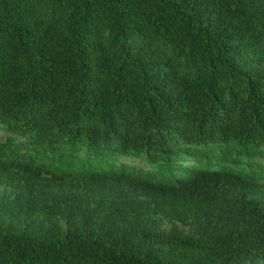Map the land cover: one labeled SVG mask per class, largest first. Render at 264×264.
<instances>
[{
  "label": "trees",
  "instance_id": "obj_1",
  "mask_svg": "<svg viewBox=\"0 0 264 264\" xmlns=\"http://www.w3.org/2000/svg\"><path fill=\"white\" fill-rule=\"evenodd\" d=\"M99 26L107 43L91 38ZM134 38L175 59L131 56ZM262 62L264 0H0V123L27 138L0 143V178L62 187L75 214L74 188L167 197L201 226L199 237L119 231L99 225L98 208L81 228L42 238L0 221V264L264 261V76L250 70Z\"/></svg>",
  "mask_w": 264,
  "mask_h": 264
},
{
  "label": "rangeland",
  "instance_id": "obj_2",
  "mask_svg": "<svg viewBox=\"0 0 264 264\" xmlns=\"http://www.w3.org/2000/svg\"><path fill=\"white\" fill-rule=\"evenodd\" d=\"M47 6H50L47 4ZM38 10V9H37ZM34 11L40 19L51 17V12L45 14L43 11ZM34 17V15H33ZM95 42L109 41V32L99 26L98 30L92 35ZM130 43V44H129ZM129 47L131 56H140L142 59L161 63L174 60L175 56L168 49L149 45L146 41L134 38L129 41L124 49ZM182 63L181 71L188 72L184 59H179ZM250 70L260 76H264V62L254 65ZM11 136L14 142L24 145L27 138L10 134L6 125L0 123V143L7 142ZM121 159L126 165L155 169L160 167V163L150 162L145 157L136 155H118L116 160ZM44 179L50 178L43 175ZM41 177V178H42ZM55 182L52 180V183ZM50 192H37L36 189L24 188L16 185L11 180L0 178V221L8 228L15 229L21 233L34 237H45L52 231L58 229L65 234L81 228L88 220L93 210L100 208L99 225L110 224L119 231H124L132 225L153 229L157 232L174 235L180 232L183 235L199 237L201 226L196 213L187 205L177 203L167 197H150L131 193L128 195H118L105 186L95 189H77L82 195L80 202V213H72L71 207L60 199L65 193L62 187H52L48 185ZM120 211L116 217V213ZM124 234V232H121ZM136 246H141L140 239L135 241ZM164 253L187 254L191 252L183 248H172L169 246L156 245ZM253 264H264L259 261Z\"/></svg>",
  "mask_w": 264,
  "mask_h": 264
}]
</instances>
